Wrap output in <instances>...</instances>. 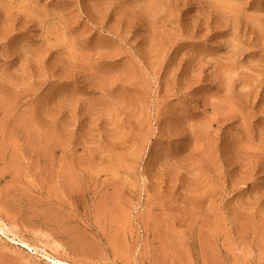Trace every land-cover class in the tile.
Segmentation results:
<instances>
[{
	"label": "rangeland",
	"instance_id": "obj_1",
	"mask_svg": "<svg viewBox=\"0 0 264 264\" xmlns=\"http://www.w3.org/2000/svg\"><path fill=\"white\" fill-rule=\"evenodd\" d=\"M0 222V264H264V0H0Z\"/></svg>",
	"mask_w": 264,
	"mask_h": 264
},
{
	"label": "bare ground",
	"instance_id": "obj_2",
	"mask_svg": "<svg viewBox=\"0 0 264 264\" xmlns=\"http://www.w3.org/2000/svg\"><path fill=\"white\" fill-rule=\"evenodd\" d=\"M47 150V149H46ZM46 150H44V151H46ZM51 151V150H50ZM49 152V151H48ZM50 154V153H49ZM76 163V162H75ZM70 164V163H69ZM68 167V166H67ZM65 169V168H64ZM73 170V169H72ZM75 174V173H74ZM64 174H62V176H63ZM67 175H69L68 173H67ZM73 175V174H72ZM64 177L66 178V176L64 175ZM63 177V178H64ZM68 177H70V176H68ZM64 178V179H65ZM63 179V180H64ZM66 179L68 180V182L66 181ZM65 180H64V182H67V184L68 183H70L71 184V182H69L70 181V178H66ZM79 179V178H78ZM63 180H61V181H63ZM80 180V179H79ZM77 181V180H76ZM62 183V182H61ZM60 184V183H59ZM67 184H65L64 185V183H63V186H67ZM76 184V183H75ZM71 185H73V184H71ZM80 185V184H79ZM70 187V186H69ZM69 187H66V188H68L69 189ZM72 187V186H71ZM70 187V188H71ZM72 189V188H71ZM70 189V190H71ZM68 192V191H67ZM33 205V204H32ZM49 209V208H48ZM49 211L51 212V210L49 209ZM48 211V212H49ZM53 211V210H52ZM55 211V210H54ZM56 212V211H55ZM61 212V211H60ZM47 213V212H46ZM64 213V212H63ZM45 214V213H44ZM50 214V213H49ZM54 214V213H53ZM52 214V215H53ZM117 214V213H116ZM57 213H56V217L55 218H57ZM61 215V214H60ZM64 215V214H63ZM69 215V214H68ZM54 216V215H53ZM52 216V217H53ZM67 216V215H66ZM122 216V215H121ZM58 217H59V215H58ZM114 218H116V220H117V218H118V216H116V217H114ZM120 218V217H119ZM58 219V218H57ZM57 219H55V220H57ZM70 219V218H69ZM47 220V219H46ZM52 220H54V218L52 219ZM51 220V221H52ZM121 220V219H120ZM61 222H63V221H61ZM59 224V223H58ZM59 225H61V224H59ZM63 225V224H62ZM64 226V225H63ZM62 226V227H63ZM67 227V226H66ZM66 227H64V228H66ZM64 228H62V229H64ZM61 230V229H60ZM69 230V229H68ZM76 230V229H75ZM65 231V230H64ZM0 233L3 235H8L7 233V231H6V229H5V226H4V224H2L1 222H0ZM65 233H66V231H65ZM170 233H171V231H170ZM84 234V233H83ZM71 235H72V233H71ZM120 235H122V234H120ZM70 236V235H69ZM82 237V236H81ZM118 237V236H117ZM121 237V236H120ZM70 238V237H69ZM75 238H78V240H79V237H75ZM85 238V237H84ZM84 238H82V239H80V240H84ZM86 238H89L88 236L86 237ZM10 239L12 240V241H15L16 243H18L20 246H22V247H25L26 249H28L29 251H31V252H33V253H35V254H41L42 253V257H44V258H46V259H51L54 263H57V264H62V262H60V261H57V260H55V259H53L48 253H43L42 251H40V250H38L37 248H35L34 246H32V245H30V244H28L27 242H25V241H23V240H21V239H17V238H15L14 236H11L10 237ZM90 239V238H89ZM120 239V238H119ZM179 239V238H178ZM73 240H74V238H73ZM114 240H115V238H114ZM87 240H85V242H86ZM111 241H113V240H111ZM94 242V241H93ZM119 242V241H118ZM117 241H116V245L114 244L113 246H115L116 247V249L118 250V247H119V245L120 244H117L118 243ZM169 242V241H168ZM167 242V243H168ZM174 242V241H173ZM91 243V242H90ZM90 243H88V244H90ZM112 243V242H111ZM121 243H123V242H121ZM179 243V242H178ZM81 244H82V242H81ZM168 245V244H167ZM185 245V244H184ZM86 246V245H85ZM84 246V247H85ZM120 246H122V245H120ZM183 246V245H182ZM82 247H83V245H82ZM94 247V246H93ZM93 247H91L92 248V251L94 250L93 249ZM111 247H112V245H111ZM123 247V246H122ZM89 248V247H88ZM176 248V247H175ZM87 249V248H86ZM121 249V248H120ZM115 250V249H114ZM174 250V249H173ZM91 251V252H92ZM175 251V250H174ZM181 251H183L184 252V250H181ZM185 251H187V250H185ZM210 260V259H209ZM205 262V261H204Z\"/></svg>",
	"mask_w": 264,
	"mask_h": 264
}]
</instances>
